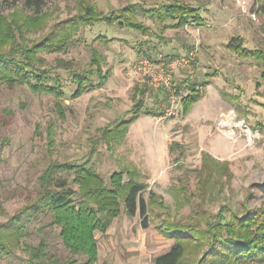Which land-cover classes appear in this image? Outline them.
Here are the masks:
<instances>
[{
  "label": "rangeland",
  "instance_id": "374dc122",
  "mask_svg": "<svg viewBox=\"0 0 264 264\" xmlns=\"http://www.w3.org/2000/svg\"><path fill=\"white\" fill-rule=\"evenodd\" d=\"M80 1L103 14L132 4L156 8L180 2L199 8L202 24L166 30V43L152 34L143 37L103 23L81 28L66 50L38 53L40 67L59 77L62 98L0 83V224L33 198L38 177L54 161H88L106 182L113 172L133 167L148 185L144 199L148 201L149 192L156 195L145 215L128 217L122 207L107 232L95 234L96 264H152L174 243L157 230L167 218L186 221L197 211L211 216L223 212L228 218L230 212L264 206V65L226 48L231 38L239 37L244 48L264 50L259 0H44V19L38 28L29 22L33 10L24 6L25 0H0L5 16L0 40L12 39L0 45V54L7 53L11 44L31 48L54 25L77 16ZM138 19L157 32L151 19ZM14 23L23 29L22 36ZM144 40L155 47V61L137 52ZM94 52L107 78L101 89L74 99L71 74L95 71ZM184 57L189 63L172 74L170 91L164 86L155 90L146 77L131 73L143 61L169 64ZM203 82L209 85L200 87ZM194 83L201 99L182 116L180 99ZM142 86L146 107H162V120L141 116L119 145L100 141L104 128L128 118L134 90ZM171 143L180 146L173 155L168 152ZM51 223L49 212L31 221L28 236L20 239L11 255L0 256V264H28L24 248H36L41 242L60 262L84 261L65 249L59 228Z\"/></svg>",
  "mask_w": 264,
  "mask_h": 264
},
{
  "label": "trees",
  "instance_id": "16d2710c",
  "mask_svg": "<svg viewBox=\"0 0 264 264\" xmlns=\"http://www.w3.org/2000/svg\"><path fill=\"white\" fill-rule=\"evenodd\" d=\"M17 1L13 0V3ZM43 5L44 0H25L24 6L33 10V17H29L32 21L29 22L34 28H38L44 19L41 17ZM80 6L77 16L54 25L50 33L31 48L11 44L7 53L0 54V83L5 82L10 87L24 85L34 93L62 98L64 93L59 77L40 67L42 60L38 53H58L66 50L81 28L103 23L143 37L152 34L155 39L166 43L163 37L166 30L202 24L200 9L180 2L163 4L156 8L132 4L108 14L98 12L83 1H80ZM257 13L263 16L264 28V0L258 1ZM139 17L151 19L158 25L157 32H152L150 27L139 21ZM4 19L5 16L0 10V35L3 34ZM167 22L169 23L166 24ZM13 27L19 34L23 33L18 24L14 23ZM98 38L104 39V42L111 41ZM6 40L10 42L12 39L8 37L0 40V45H4ZM226 48L240 58L264 65V50L244 48L239 37L231 38ZM154 50L155 47L150 41L144 40L137 52L143 58L155 61L152 53ZM91 63L96 66L95 71L71 74V80L76 85L72 98L103 87L107 76L102 73L99 57L95 52ZM262 75L264 78V73ZM92 76H96L99 81L95 83ZM183 84L185 82L180 83L181 86ZM197 85L192 84L188 93L180 99L182 116H186L201 99ZM207 85L208 82L199 84L200 87ZM145 91L144 86L135 88L128 118L119 121L112 128H104L100 141L109 146L112 141L119 145L126 136L128 127L139 117L164 116L163 108L159 105L146 107L143 100ZM176 92H179L177 87ZM178 149L180 146L171 143L168 152L173 155ZM207 160L217 165L212 159ZM212 170L214 168L208 169L210 172ZM147 190L148 185L140 180L139 172L133 167L113 172L106 182L88 161L80 164L50 162L37 179L33 198L5 223L0 224V256L11 255L20 245V239L28 236L27 225L38 216L49 212L52 214L51 224L59 228V236L65 249L74 256L84 257V261L70 258L60 262L48 255L47 247L41 242L36 248H24L28 255V264H96L98 248L95 234H105L121 214L122 207L128 217H133L137 212L141 215L148 213L149 205L156 203V195L149 192V202L146 201L144 194ZM262 193L264 196V185ZM157 230L174 243L168 251L155 257L152 264H264V206L253 210L245 209L241 214L230 212L228 218L223 216V212L211 216L207 212L197 211L186 221L167 218L160 222Z\"/></svg>",
  "mask_w": 264,
  "mask_h": 264
},
{
  "label": "built area",
  "instance_id": "2783aa9c",
  "mask_svg": "<svg viewBox=\"0 0 264 264\" xmlns=\"http://www.w3.org/2000/svg\"><path fill=\"white\" fill-rule=\"evenodd\" d=\"M192 56V55H190ZM189 63V59L181 58L171 61L169 64H164L163 62L155 65L148 61H143L140 64L134 66L131 73L136 75H141L147 78V81L151 86L157 90L164 86L170 91V82L172 74L181 68L180 66H185ZM169 113V112H168ZM169 115V114H168Z\"/></svg>",
  "mask_w": 264,
  "mask_h": 264
},
{
  "label": "crops",
  "instance_id": "0c3cea01",
  "mask_svg": "<svg viewBox=\"0 0 264 264\" xmlns=\"http://www.w3.org/2000/svg\"><path fill=\"white\" fill-rule=\"evenodd\" d=\"M145 117H146V116H145ZM147 117H148V116H147ZM163 117H164V116H163ZM163 117H160V118H158V119H159V120H162ZM151 118H152V117H151ZM138 119H139V118H138ZM137 121H138V120H137ZM137 121H136V122H137ZM136 122H135V123H136Z\"/></svg>",
  "mask_w": 264,
  "mask_h": 264
}]
</instances>
